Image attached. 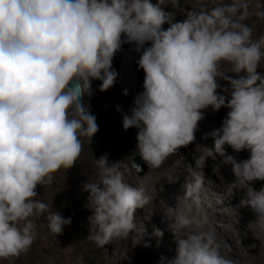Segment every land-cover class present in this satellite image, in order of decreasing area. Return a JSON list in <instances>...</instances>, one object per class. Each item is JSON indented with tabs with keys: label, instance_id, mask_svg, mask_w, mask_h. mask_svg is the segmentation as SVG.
Here are the masks:
<instances>
[{
	"label": "rangeland",
	"instance_id": "1",
	"mask_svg": "<svg viewBox=\"0 0 264 264\" xmlns=\"http://www.w3.org/2000/svg\"><path fill=\"white\" fill-rule=\"evenodd\" d=\"M67 3L50 10L46 27L98 63L87 57L55 71L48 60L45 68L31 57L29 66L19 55L16 67L0 60L18 74L0 90V128L14 135L0 136V264H264V196L256 191L263 189L243 181L264 165H242L236 153L255 138L264 141V0H86L71 9ZM104 14L124 42L103 36ZM50 46L56 48L51 40ZM192 61L210 63L215 81H229L223 97L214 99L212 90L202 104L216 107L206 115L169 99L175 71L181 85L195 89L186 76ZM70 77L81 84L86 116L65 97ZM158 78L168 79L165 87ZM50 95L62 117L45 113ZM251 104L261 112L252 114ZM124 118L132 119L136 148L149 160L143 176L126 153L118 128ZM91 120L97 143L85 135ZM196 147L211 148L202 162L212 175L207 164L215 155L234 159L236 168L216 178L202 174ZM228 187L232 199L224 200Z\"/></svg>",
	"mask_w": 264,
	"mask_h": 264
},
{
	"label": "bare ground",
	"instance_id": "2",
	"mask_svg": "<svg viewBox=\"0 0 264 264\" xmlns=\"http://www.w3.org/2000/svg\"><path fill=\"white\" fill-rule=\"evenodd\" d=\"M60 1L62 3V1H66V0H45V2H41V3H40V0H38V1L32 0L30 2H28L27 0H0V46L7 37H10L15 32L17 37H15L16 39L14 40L15 41V44H14L15 55H14V57L15 56L18 57V55H19V59L21 60V62H24V64H27L28 66L31 63V62H28L29 57H31L33 59V61L35 62V64L39 68L40 67L45 68V66L42 62L45 60H48L49 67H51L55 71L60 67V64H61V70L63 71V63H66V65L78 64L87 57L89 60L91 59L94 62L98 63L97 57L94 54L92 55L91 52H89V51L83 52L74 44L71 45V44L59 43L57 40V38H58L57 34H55L51 30V28L46 27V22L48 21V19H50V10L52 8L55 9L58 6L60 7L61 6ZM67 1H68L67 8H69V9H71L72 7H74L76 5H81L80 2H83V3H84V1L86 2V0H79V1L75 0L76 2H74L73 0H67ZM37 3L41 4V9H43V10H39L40 8H38V6H36ZM103 4H104V2H103ZM95 7L96 6H92L93 9H90V8L89 9L92 10L93 14H98L99 9H97ZM229 9L231 10V12H233L234 15L236 14V15H239L242 17H244V15H245L240 10L232 9L231 6L229 7ZM104 17H105L104 23L109 25V28H107L106 30L105 29L103 30V36L105 38H107V41H110V43H112V42L115 43V41L117 42L119 39H121L124 42V40H123L124 36L118 34L116 31H114L113 27L111 26L112 24L109 23L110 21H109L108 17L105 16V14H104ZM30 23L33 26H35V28H31L27 25ZM55 27H57V24H55ZM100 35H99V38H100ZM88 36L90 37V35H88ZM50 40L55 44V46H56L55 49H52V47L50 46ZM44 41H49V46L42 47V43ZM18 42H19V45L21 46V49L16 53ZM50 49L52 50L51 53H50ZM59 50H62V52L60 53ZM115 52H116V49L113 48V52H111V54L113 55V54H115ZM219 57L220 56H217V58H216L215 56H213L212 62L214 60L217 62H220L221 60H218ZM191 64H192V67L188 68L186 71L187 74L186 73L185 74L187 77H191L193 79V82L196 84L195 89L193 90L192 88H190V86L188 87L187 85H181V83L178 81V78H177L178 72L176 73V71H175L173 73V75L168 78L171 81V82H169L170 84L167 86L168 89L166 88L168 93H169V99L172 101H175L176 105H179L180 102H183V99H184L185 101H187L188 108L190 110H193L196 114L200 113L202 115H206L207 112L212 113L216 109V107L208 106L207 108H204L202 106V104L205 103L207 100L212 99V90L215 92V95L213 96L214 99L219 98V97H223V95H224L223 92L228 90L229 81H226L223 79H221L220 81H215L217 76H215L213 74L214 67H212L210 65V63L202 64L200 62L192 61ZM98 67H99V65H98ZM167 67H169V66H167ZM46 69L48 71H51L50 68H46ZM99 70H100V67H99ZM99 70L96 73L95 79H97ZM62 71L60 72V74L62 73ZM10 72H12L11 74H13V77L9 76ZM151 74L153 76L155 75L152 72H151ZM0 75H1L0 76V90H2V85L9 83L10 81H13V83H16L14 81V79L17 80V77H18V74L15 73V71H10V69H8V66L2 64L1 62H0ZM152 79L156 80V78H153V77H152ZM168 79L165 80L166 83H167ZM179 79H180V77H179ZM93 82L98 83L100 81L94 80ZM158 82L161 83V86H164V84H166L163 80H161L159 78H158ZM182 82H184V81H182ZM198 85H201V86H198ZM163 90H164V88H163ZM14 92H15V90H14ZM0 96H1V94H0ZM4 98L7 99V97H4ZM200 98H202V100H204V102H200L199 101ZM0 99H1V97H0ZM29 99H30V97H29ZM83 104H84V102H83ZM183 104H185V103L183 102ZM250 110L252 111V114H256V113L261 112V108H259V107L257 108L254 104L250 105ZM26 118L27 117H25V119ZM8 119H9V117H8ZM204 122L206 123L205 120H204ZM212 123H213V121L211 119L207 122L206 125H212ZM5 127L8 128L7 126H5ZM6 128H0V136L3 139H9V140L13 139L14 135L10 131L12 128L10 127L11 129H9V130ZM23 129H25V128H23ZM113 137L114 136H112V140H113ZM210 149H211L210 147H205V148L196 147L195 153H198L200 155L199 161L201 163V168H202L201 170H203L202 174H206L209 176L211 175L213 178H216V176H214V173H216L218 176H221V173L224 171L225 167H230L232 169L236 168V161L234 159H232V161L228 162L225 160V157L222 158L220 155H217V156L215 155L216 157H219V158H216L214 156L212 158V160H213L212 164H207V167H209V169L213 170V172H212L213 175L209 171H206V167H205L204 163L202 162V159H203V161H206V158H208L210 156V154H212V153H208L211 151ZM236 153H237V158L240 160L242 165L245 164V161L247 159L249 161H251L253 164H255L256 166H258L257 162H260L261 164L264 165V141L261 138H255V141L252 142V144L242 146L239 150L236 151ZM215 154H218V153H215ZM241 155L244 157V160L242 159ZM213 163L215 164V166L213 165ZM258 168H259V166H258ZM163 170H165V169H163ZM227 179H229L231 182H233V180H231L229 176H227ZM243 181L246 183H253L254 189L258 188V187H259V189H263L260 191L259 190H256V191L259 192V195H257V196H264V170L261 167L259 168L255 177H249V178L243 177ZM214 187L217 188L215 190L217 193H220L223 190L216 185ZM230 187L232 188L233 186L230 185ZM230 187H228V188L230 189ZM232 191H234V190L230 189L229 194L225 193L224 194L225 196H223L222 199H224V200L225 199H232V195H231ZM211 195H213V194H211ZM219 197H220V195H219ZM204 198H205V202H215L216 205L220 204L219 201H214L213 199H209L207 197H204Z\"/></svg>",
	"mask_w": 264,
	"mask_h": 264
},
{
	"label": "water",
	"instance_id": "3",
	"mask_svg": "<svg viewBox=\"0 0 264 264\" xmlns=\"http://www.w3.org/2000/svg\"><path fill=\"white\" fill-rule=\"evenodd\" d=\"M14 44L15 41L12 37H7L0 46V60L10 67H16L17 63L14 58ZM65 97L70 101L74 110L80 116H86L84 111V104L82 99L81 84L76 77H70L65 89ZM262 97L264 98V80L262 86ZM43 109L49 117H62L63 109L60 106L59 100L53 96H47L44 99ZM100 111L104 110V103L98 106ZM230 124H234V120H230ZM94 121L86 128L85 135L95 143L99 141L98 130L94 128ZM118 128L123 132V141L128 158H130L131 165L136 169L138 176H143L144 172L149 166V160L143 154L138 153L136 143L134 140L133 121L130 118L122 119ZM92 262V260H89Z\"/></svg>",
	"mask_w": 264,
	"mask_h": 264
},
{
	"label": "clouds",
	"instance_id": "4",
	"mask_svg": "<svg viewBox=\"0 0 264 264\" xmlns=\"http://www.w3.org/2000/svg\"><path fill=\"white\" fill-rule=\"evenodd\" d=\"M28 2H30V1H32V0H27ZM38 1V0H37ZM60 3H61V1H60Z\"/></svg>",
	"mask_w": 264,
	"mask_h": 264
}]
</instances>
